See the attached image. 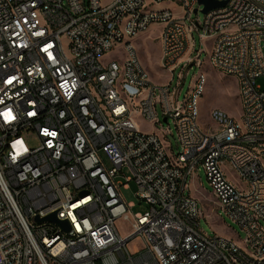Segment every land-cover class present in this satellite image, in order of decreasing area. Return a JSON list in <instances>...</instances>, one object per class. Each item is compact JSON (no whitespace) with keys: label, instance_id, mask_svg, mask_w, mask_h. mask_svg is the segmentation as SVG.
Returning <instances> with one entry per match:
<instances>
[{"label":"built area","instance_id":"1","mask_svg":"<svg viewBox=\"0 0 264 264\" xmlns=\"http://www.w3.org/2000/svg\"><path fill=\"white\" fill-rule=\"evenodd\" d=\"M162 1L0 0V264H264V0H216L207 13L174 0L179 16L153 7ZM150 25L169 74L160 84L131 41ZM203 63L236 79L240 101L237 119L209 112L213 131L199 123L204 73L180 104L169 86L177 67ZM138 119L170 121L179 152ZM198 165L243 238L199 229L185 192ZM131 183L142 212L123 196ZM51 214L65 228L36 221Z\"/></svg>","mask_w":264,"mask_h":264},{"label":"rangeland","instance_id":"2","mask_svg":"<svg viewBox=\"0 0 264 264\" xmlns=\"http://www.w3.org/2000/svg\"><path fill=\"white\" fill-rule=\"evenodd\" d=\"M155 9H170L175 16L181 14V5L174 1H162L155 3L153 5ZM198 18L199 21L203 19V14L199 12L197 16L191 14V18ZM158 25H150L146 31L140 35L133 37L131 39L133 47L136 54L141 61L142 66L146 69L150 80L153 83H164L167 81L169 74L159 67V42H158ZM194 49H203L200 43L199 36L195 32L193 33ZM208 45V42L205 41ZM206 54L203 52L200 55V60H204ZM202 71L205 77L204 91L199 99V123L203 129L207 131H213L216 128V124L209 119V112L212 109H220L224 111L228 116L237 119L240 115V101L238 97V89L236 79L232 76L226 75L218 70L210 68L206 63H203L201 67L198 64H193L188 67L186 72L181 71L180 67H177L172 73V79L169 83L170 88H175L177 90L178 102L181 103L182 99L186 93L191 89L193 81L197 76V73ZM179 74L181 76V83L176 87ZM257 82L264 86V79L259 78ZM160 112V109L158 107ZM161 118V116H160ZM140 129L146 132H156L165 142L169 145L168 151L172 155H176L179 152L177 146V141L175 137V132L172 123L167 122L166 119L159 125H155V128L142 119H138ZM167 124L172 130V134L166 129ZM25 141L29 145H36L35 137L27 138ZM127 175V171L123 170L119 175L118 179L124 181V176ZM227 178L238 187H242L243 183L237 178L236 175L227 172ZM135 184H129L127 189L122 188L123 196L126 202L133 203V207L129 211L138 213L145 209V204L140 202L139 199L134 195ZM186 193L188 192L192 197H194L200 208L201 215L198 220L199 229L206 235H219L226 238L236 239L243 238L244 234L240 229L230 221L222 212V210L216 207L214 203V196L209 182L207 181L205 171L201 165H198L193 176H189L186 180ZM121 236L126 233V225L122 220H117L115 222ZM133 238V239H132ZM127 241V249L133 253L138 249V240L132 237Z\"/></svg>","mask_w":264,"mask_h":264},{"label":"water","instance_id":"3","mask_svg":"<svg viewBox=\"0 0 264 264\" xmlns=\"http://www.w3.org/2000/svg\"><path fill=\"white\" fill-rule=\"evenodd\" d=\"M197 2L203 6V9L201 10L202 13H207L209 10L221 7L225 4V2H218L216 0H197ZM36 221L37 222L50 221L60 224L62 227L65 228V222L58 221L55 218L54 214L48 215L43 219L36 218Z\"/></svg>","mask_w":264,"mask_h":264},{"label":"snow or ice","instance_id":"4","mask_svg":"<svg viewBox=\"0 0 264 264\" xmlns=\"http://www.w3.org/2000/svg\"><path fill=\"white\" fill-rule=\"evenodd\" d=\"M10 116V114H8Z\"/></svg>","mask_w":264,"mask_h":264}]
</instances>
